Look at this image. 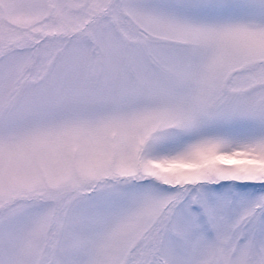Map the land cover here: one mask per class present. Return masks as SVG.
Listing matches in <instances>:
<instances>
[{
  "label": "snow or ice",
  "instance_id": "6c2138e0",
  "mask_svg": "<svg viewBox=\"0 0 264 264\" xmlns=\"http://www.w3.org/2000/svg\"><path fill=\"white\" fill-rule=\"evenodd\" d=\"M0 264H264V0H0Z\"/></svg>",
  "mask_w": 264,
  "mask_h": 264
}]
</instances>
